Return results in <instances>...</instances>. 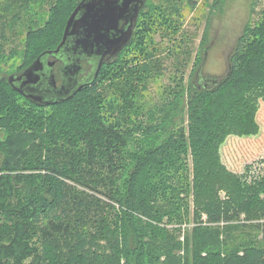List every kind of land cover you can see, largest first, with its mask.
Here are the masks:
<instances>
[{
	"label": "trees",
	"instance_id": "1",
	"mask_svg": "<svg viewBox=\"0 0 264 264\" xmlns=\"http://www.w3.org/2000/svg\"><path fill=\"white\" fill-rule=\"evenodd\" d=\"M80 1L52 2L46 24L28 32L18 73L42 52L57 48ZM164 1V6L153 3L160 22L175 25L178 32L182 0ZM14 2L5 5L6 11ZM146 4L130 41L72 97L39 104L0 77V264H26L31 257L27 264H264V174L248 180V173H234L218 163L228 137L254 136L260 130L264 8L260 21L248 23L237 38L225 76L202 85L192 80L186 104L180 82L158 110L161 117L149 111V125L141 121L132 127L136 120L131 115L140 111L134 95L147 88V79L162 68L163 60L162 49L146 43L152 40L151 19L148 24L143 18L139 27V19L152 12ZM135 41L137 51L130 48ZM185 107L188 133L177 125L178 111ZM105 109L115 111V117L109 118ZM121 115L124 120L119 121ZM189 147L199 194L193 207L196 225L183 242L177 228L167 225L182 223L189 215ZM208 156L212 170L202 182V162ZM222 171L231 193L225 199L212 197L206 185ZM104 205L114 212L95 223L90 213ZM39 225L43 251L34 242ZM245 226L259 228L262 239L241 241L234 232ZM89 246L91 251L85 248ZM182 248L184 257L178 253Z\"/></svg>",
	"mask_w": 264,
	"mask_h": 264
},
{
	"label": "rangeland",
	"instance_id": "2",
	"mask_svg": "<svg viewBox=\"0 0 264 264\" xmlns=\"http://www.w3.org/2000/svg\"><path fill=\"white\" fill-rule=\"evenodd\" d=\"M11 1L0 0V9H4L0 11V44L2 47L0 51V77L7 78L9 75L18 73L21 70L20 67L25 60L28 32L46 24L50 16L51 4L54 2V0H15L12 8L6 11L5 5ZM145 2L149 8L152 7V12L148 13L152 17L146 15L140 18L139 27H143L141 25L143 18L148 24L151 19L152 40L146 39V41L148 40L146 43H148L147 45L150 48L154 46L161 48L163 52L160 57L163 60L161 62L162 68L147 79V88L139 90L134 95L133 103L135 107L140 106V111L137 113L133 112L131 115L136 120L130 124L132 127L140 125L141 121H143L145 126L149 125L151 123L149 111H155L156 116L161 117V113L158 110L162 104L173 98L180 82H182L184 87L185 98L183 102L186 104L188 101V87L192 80H195L198 85H202L225 76L229 68V57L236 45L237 38L248 23L255 24L260 21L264 8V0H182L178 5L179 13H177L178 20L181 22L179 24L181 30L176 32L174 30L176 28L175 25L169 24L170 26H168L167 23L160 22V10L153 4L164 6V0H145ZM162 33H166L167 37H163ZM183 39L184 43H182ZM137 45L136 41L133 42L130 45L131 50L137 51ZM135 46L136 49H134ZM169 49H172V52L168 53ZM131 54L135 55V53ZM155 57L157 58L159 55ZM199 67L201 70L198 72ZM111 98L116 99L115 95L111 96ZM104 111L107 112L109 118L115 117L114 115L112 116V113H116L115 111L110 109H105ZM178 112L177 125L186 127V132L188 133V107L181 109V112L179 109ZM121 120H124L122 115L119 118V121ZM257 120L260 126L257 135L248 137L230 136L220 146L218 151V163L221 166L227 167L234 173H248L246 175L248 180L264 174V103H261ZM139 133L141 131H136L137 135ZM189 149L188 171L191 183L189 215L182 223L175 222L176 224L167 225L171 229L177 228L178 239L183 242L186 239V234L188 232L191 233L196 225L193 218V207L194 200L199 194L196 191L197 165L191 147ZM1 157L0 153V163ZM212 165L213 159L210 156L204 158L202 162V182H205L210 175ZM248 166L251 168L248 169ZM223 177L222 171L212 174L208 178L206 185L210 186L212 197L225 199L231 194L226 189L225 178L223 179ZM80 189L84 188L80 186ZM88 192L94 193L90 190ZM95 195L105 202L108 201L106 196L99 193H95ZM102 209L90 213L91 220L95 223L96 221L99 223L102 216H110L114 212V209L108 205H104ZM2 222L3 218L0 216V224ZM224 224L225 222L220 223L221 226H224ZM41 225L37 227L34 242L43 251ZM234 233L237 236L241 235V241H248V243L252 241L258 242L263 237L261 230L254 226H245ZM85 248L91 251L90 246ZM66 249H68V246L65 247ZM178 253L184 257L186 255L185 248L179 250ZM32 260V257L29 258L26 264Z\"/></svg>",
	"mask_w": 264,
	"mask_h": 264
},
{
	"label": "water",
	"instance_id": "3",
	"mask_svg": "<svg viewBox=\"0 0 264 264\" xmlns=\"http://www.w3.org/2000/svg\"><path fill=\"white\" fill-rule=\"evenodd\" d=\"M144 3L145 0H81L68 18L57 48L42 52L23 72L9 75L8 82L39 104L72 97L130 41Z\"/></svg>",
	"mask_w": 264,
	"mask_h": 264
},
{
	"label": "flooded vegetation",
	"instance_id": "4",
	"mask_svg": "<svg viewBox=\"0 0 264 264\" xmlns=\"http://www.w3.org/2000/svg\"><path fill=\"white\" fill-rule=\"evenodd\" d=\"M121 23H123V22H121ZM122 25V24H121ZM86 65H88L87 64V62H84ZM60 67H61V63H59L58 65H57V73H56V77H57V80H58V84L61 82V77H60V74H59V69H60Z\"/></svg>",
	"mask_w": 264,
	"mask_h": 264
}]
</instances>
